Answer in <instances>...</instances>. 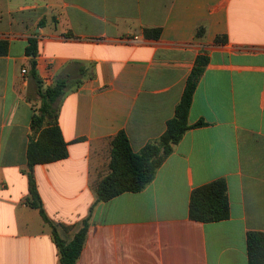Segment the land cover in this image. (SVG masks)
Masks as SVG:
<instances>
[{
  "label": "crops",
  "instance_id": "0c3cea01",
  "mask_svg": "<svg viewBox=\"0 0 264 264\" xmlns=\"http://www.w3.org/2000/svg\"><path fill=\"white\" fill-rule=\"evenodd\" d=\"M0 40L9 43L0 56V264H61L51 229L26 204L24 173L39 90L60 79L69 86L55 110L69 155L33 174L62 239L89 218L76 264H249L247 236L264 232V0H0ZM200 54L209 63L188 122L205 124L186 131L142 191L96 202L112 139L124 131L134 153L158 141ZM217 181L229 217L192 220V192Z\"/></svg>",
  "mask_w": 264,
  "mask_h": 264
},
{
  "label": "trees",
  "instance_id": "16d2710c",
  "mask_svg": "<svg viewBox=\"0 0 264 264\" xmlns=\"http://www.w3.org/2000/svg\"><path fill=\"white\" fill-rule=\"evenodd\" d=\"M205 29L197 31V37H203ZM148 38L158 39L160 29L145 30ZM222 38H218L220 41ZM9 43L0 40V56L7 55ZM31 60V75L38 79L35 58L38 55L36 39L29 40L26 50ZM209 58L200 54L195 60L194 68L187 79L186 86L179 104L175 108V115L167 122L165 132L154 143L147 144L140 153H134L129 138L124 131H120L111 141L110 173L95 187L96 202L109 201L123 193H138L142 191L155 177L163 160L172 153L174 146L180 142L183 135L191 128L203 126V121L191 126L188 118L197 83L203 74ZM66 79H60L45 91L39 90L43 100L40 113L32 116L33 135L27 149V170L29 196L26 204L39 211L44 223L51 229L59 250L61 264H76L83 250L89 226V218L83 221L82 228L74 238L67 242L58 234V227L46 214L37 183L33 174L36 165L48 164L64 160L68 157V146L61 129L57 124L56 110L52 107L68 88ZM48 119V120H47ZM47 126L44 127V123ZM229 203L226 185L217 181L194 190L191 194L189 214L194 221L203 223L223 221L229 217ZM249 264H264V232H250L247 236Z\"/></svg>",
  "mask_w": 264,
  "mask_h": 264
},
{
  "label": "built area",
  "instance_id": "2783aa9c",
  "mask_svg": "<svg viewBox=\"0 0 264 264\" xmlns=\"http://www.w3.org/2000/svg\"><path fill=\"white\" fill-rule=\"evenodd\" d=\"M27 71L25 69L22 70V73L25 74Z\"/></svg>",
  "mask_w": 264,
  "mask_h": 264
},
{
  "label": "rangeland",
  "instance_id": "374dc122",
  "mask_svg": "<svg viewBox=\"0 0 264 264\" xmlns=\"http://www.w3.org/2000/svg\"><path fill=\"white\" fill-rule=\"evenodd\" d=\"M42 104H43V101H42V103H41V107H42ZM52 107L55 109V104H54Z\"/></svg>",
  "mask_w": 264,
  "mask_h": 264
}]
</instances>
